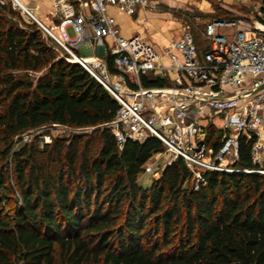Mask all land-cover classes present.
<instances>
[{"label": "trees", "instance_id": "obj_1", "mask_svg": "<svg viewBox=\"0 0 264 264\" xmlns=\"http://www.w3.org/2000/svg\"><path fill=\"white\" fill-rule=\"evenodd\" d=\"M14 14L0 2V264H264V173L207 171L195 189L178 157L141 185L162 141L119 147L99 126L118 102L36 22ZM142 84L169 85L146 75ZM52 123L96 133L84 146L80 135L45 143V159L34 143L15 146ZM206 129L217 152L222 133ZM253 141L239 137L235 168L257 167Z\"/></svg>", "mask_w": 264, "mask_h": 264}, {"label": "built area", "instance_id": "obj_2", "mask_svg": "<svg viewBox=\"0 0 264 264\" xmlns=\"http://www.w3.org/2000/svg\"><path fill=\"white\" fill-rule=\"evenodd\" d=\"M9 1L39 22L21 0ZM52 1L59 34L39 23L118 102L114 117L99 126L114 134L119 147L128 139L143 142L150 136L158 137L167 164L178 157L184 159L195 189L207 171L264 173V13L260 11L261 16L254 19L208 21L203 32L207 43L202 50L193 32L185 29L160 51L139 34L123 36L108 11L114 5L132 14L139 6L151 8L150 0H79L78 5L74 0ZM0 2L5 4L7 0ZM64 26L72 27L73 37ZM81 48L98 53L80 54ZM165 57L170 63H165ZM168 71L177 73L173 84H142V76L152 73L164 78ZM217 117L222 124L216 123ZM52 124L70 129L69 125ZM209 124L233 132L222 138L224 143L217 152L206 142ZM240 136L254 138L252 159L256 168L234 167ZM145 171L156 172L154 164L148 162Z\"/></svg>", "mask_w": 264, "mask_h": 264}, {"label": "rangeland", "instance_id": "obj_3", "mask_svg": "<svg viewBox=\"0 0 264 264\" xmlns=\"http://www.w3.org/2000/svg\"><path fill=\"white\" fill-rule=\"evenodd\" d=\"M153 9L159 11H169L171 14L177 18L183 25V30H191L197 37H202L201 31L203 30L205 24L215 18H236V17H246V18H258L263 14L261 11V0H150ZM15 11V18L22 19L27 22H36L38 27L43 30L44 34L50 38V43L53 44L59 54H64L67 52L65 48L52 37L34 18L29 16L19 7H13L11 1L7 0V3ZM262 12L259 14V12ZM155 28V27H154ZM70 34L73 35V31L70 29ZM181 32V33H182ZM59 34V31H56ZM177 37V36H176ZM38 73H41L38 72ZM218 125L222 124L219 117L215 119ZM210 125V124H209ZM216 126V124H214ZM216 126L219 133H222V138L224 136H229L233 132L229 130H224L221 127ZM95 128L89 126H70V129H59L53 124H47L41 126L37 129L25 132L22 138L15 144L16 147L21 146L24 143H34L41 150L40 154L42 158H47L48 151L44 149L45 143H50L56 139L61 138L69 141L71 137L75 135L82 136L83 140L81 146H84L86 140L93 139L95 136ZM209 131L207 132V135ZM91 144L94 148L98 145L97 140H92ZM83 148V147H82ZM154 164L156 172L153 174L146 171L142 172L139 176V183L141 185L147 186L151 183L154 178H158L162 173V170L167 165V156L161 152L153 155V158L148 161ZM53 165H56L54 163ZM17 197H19L17 195Z\"/></svg>", "mask_w": 264, "mask_h": 264}, {"label": "crops", "instance_id": "obj_4", "mask_svg": "<svg viewBox=\"0 0 264 264\" xmlns=\"http://www.w3.org/2000/svg\"><path fill=\"white\" fill-rule=\"evenodd\" d=\"M22 1L40 23L48 28H53L55 32L58 30L59 20L53 16L54 5L52 0ZM74 1L77 5L79 4V0ZM108 11L109 14L115 17L123 36L131 37L135 34H139L145 40L151 42L160 51L163 50L174 38H177L183 30L182 23L169 11H159L157 9L139 6L134 13L128 14L120 11L114 5H110ZM64 28L71 37L74 36V34L71 35L69 31L70 29L73 31L71 26H64ZM204 28L201 31L202 37L200 38L193 33L196 43L201 50L205 48L207 43L203 34ZM78 51L80 54L84 55H94L98 53L96 49L86 52L85 48H81ZM164 61L165 63H170V59L167 57L164 58ZM176 74L175 71H168L166 73L164 79L169 85L173 84ZM149 75L151 78L160 77L152 73Z\"/></svg>", "mask_w": 264, "mask_h": 264}, {"label": "water", "instance_id": "obj_5", "mask_svg": "<svg viewBox=\"0 0 264 264\" xmlns=\"http://www.w3.org/2000/svg\"><path fill=\"white\" fill-rule=\"evenodd\" d=\"M178 93L180 94H185V95H189V96H194V97H198V98H202V99H205L206 97L205 96H201V95H197V94H194L192 92H188V91H185V90H177ZM220 100L222 99H225V98H218Z\"/></svg>", "mask_w": 264, "mask_h": 264}, {"label": "bare ground", "instance_id": "obj_6", "mask_svg": "<svg viewBox=\"0 0 264 264\" xmlns=\"http://www.w3.org/2000/svg\"><path fill=\"white\" fill-rule=\"evenodd\" d=\"M21 2L23 3V1L21 0ZM60 30V29H59Z\"/></svg>", "mask_w": 264, "mask_h": 264}]
</instances>
